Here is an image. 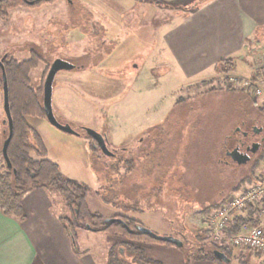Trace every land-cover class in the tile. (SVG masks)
Listing matches in <instances>:
<instances>
[{"label": "rangeland", "instance_id": "374dc122", "mask_svg": "<svg viewBox=\"0 0 264 264\" xmlns=\"http://www.w3.org/2000/svg\"><path fill=\"white\" fill-rule=\"evenodd\" d=\"M115 1L47 0L38 6L24 4L11 9L7 20L0 18V59L9 55L20 62L36 51L41 61L31 72L34 88L44 86L48 67L55 59L76 65L73 71L57 74L53 111L60 123L79 130L80 135L55 128L47 118L28 117L43 137L47 157L59 165L66 178L89 188L88 205L105 221L126 216L157 235L174 236L184 242L182 247L156 243L157 250L155 245L147 246V257L165 264H212L197 258L200 248L212 252L214 243L220 244L211 231L204 229L202 217L206 213L202 210L253 185L264 166L263 158L253 172L254 162L238 164L228 155L235 146L234 137L250 130L249 119L264 115L260 98L246 86L256 71L264 69V29L246 41L241 56L232 57L236 59V72L226 75L216 69L188 79L177 63L171 65L166 60L164 64L161 59L163 35L203 0H173L176 6L172 8L164 3ZM227 81L243 92L228 91ZM256 82L264 96V77ZM3 105L0 70V168L3 131L8 128ZM86 128L105 134L115 156L96 148ZM152 129H161L163 135L167 131L160 161L166 178L163 183L132 185L128 174L133 159L128 150L139 140H144V145L145 133L152 135L148 146L154 139L156 144L162 142L160 131L153 133ZM186 129L194 131L182 145L176 140L178 132ZM158 149L146 148L144 152V146L140 148L137 161L146 162L139 172L151 173L148 166L153 167ZM147 152L150 160L145 157ZM185 164L193 166L192 173L187 170V177L174 182L173 175L182 169L180 165L186 171ZM47 193L54 213L68 216L63 195L50 189ZM122 241L121 236L87 228H78L76 239L72 238L78 257L90 260L88 264H109L117 246L128 260ZM222 242L233 250L231 264H256L261 259L259 253Z\"/></svg>", "mask_w": 264, "mask_h": 264}, {"label": "crops", "instance_id": "0c3cea01", "mask_svg": "<svg viewBox=\"0 0 264 264\" xmlns=\"http://www.w3.org/2000/svg\"><path fill=\"white\" fill-rule=\"evenodd\" d=\"M263 29L264 0H211L198 10L190 12L165 32L161 59L165 60L164 64L167 63L166 60L171 65L177 63L188 79L202 77L210 71L213 72L220 60L241 56L246 41ZM39 120L44 122L42 119ZM161 129H152L155 131L151 132L156 133ZM193 131L186 129L181 133L178 132L176 141L183 145ZM149 134L143 135L144 145L139 140L140 143L134 144L128 150L133 159V169L128 174L131 176L132 185L163 183L162 180L166 178L165 170L161 171L164 165L160 161L165 147L163 136L166 139L167 131L164 135L160 131L162 142L158 141L156 144L154 139V143L150 146L148 139L151 140L152 135ZM141 145L144 146V152L146 148L151 151L160 148L158 156L153 159L155 161L153 167L148 166V170L151 171L149 175L146 171H138L141 164L146 162L144 159L137 161V153ZM149 156L150 152H147L145 155L147 160H150ZM180 166L183 169V165ZM185 167L186 171L179 169L177 173L175 172L174 181H178L179 178L184 179L188 173H192V165L190 168L189 164H185ZM146 168L145 166L144 169ZM22 206L24 213L22 220L6 216L0 210V264H88L91 262L78 257L79 250L72 242V233L62 221L63 216H57L52 210L47 189L39 188L26 194ZM239 216L250 218L248 211ZM154 245L149 243L140 246L145 249ZM155 247L157 250L158 247L156 245ZM260 258L259 261H255L256 264L263 263L262 256Z\"/></svg>", "mask_w": 264, "mask_h": 264}, {"label": "trees", "instance_id": "16d2710c", "mask_svg": "<svg viewBox=\"0 0 264 264\" xmlns=\"http://www.w3.org/2000/svg\"><path fill=\"white\" fill-rule=\"evenodd\" d=\"M45 1L38 2L37 6ZM210 1L203 0L201 4L189 10L185 17ZM24 4H27L24 0H4L0 2V18L7 20L11 9ZM40 61L41 56L34 50L31 51L27 60L19 62L9 55L4 60L9 86V103L13 118V136L8 148L12 166L8 167L3 158L2 168H0V210L6 216L22 220L24 219L22 206L24 196L35 189H50L65 198L69 215L62 218V221L71 231L74 239H76V230L78 228L86 229L87 226H91L93 231H103L123 238L121 244L128 250L127 254L130 260L127 261V258L121 256V253L117 251V246L110 256L109 264H164L158 259L147 257L144 247L136 244L135 241H144L150 244H173L158 241L150 235L140 233L139 227L142 224L129 217L117 215L114 219L118 220L110 223L105 221L99 213H93L88 205L89 188L84 184L66 178L61 174L59 165L47 157V147L42 135L28 121L30 116L46 118L41 99L43 87L34 88L31 82V72L39 65ZM216 69L221 74L234 73L238 69L236 59L232 57L222 59L216 64ZM262 76L264 77V69L255 72L251 78L250 91L254 90L253 85ZM226 89L230 92H243L232 87L229 81L226 82ZM180 101L181 99L178 100V102ZM253 104L256 105L254 101ZM5 133L3 131V138L6 140L9 135L8 128ZM263 158L264 151L253 164V172ZM219 205L220 203L208 206L202 210V213H209ZM248 213L250 218L235 217L234 225L229 231L230 234L236 233L245 224H258V221L254 218L256 211L248 207ZM199 236L198 239L201 238V235ZM215 250L225 253L232 259L233 250L228 245L214 243ZM214 251L205 252L203 248H200L197 258L199 261L208 260L212 264H226L215 256Z\"/></svg>", "mask_w": 264, "mask_h": 264}, {"label": "built area", "instance_id": "2783aa9c", "mask_svg": "<svg viewBox=\"0 0 264 264\" xmlns=\"http://www.w3.org/2000/svg\"><path fill=\"white\" fill-rule=\"evenodd\" d=\"M246 86L249 88L252 82L246 83ZM253 86L254 96L260 98V104L264 106L262 88L257 84ZM248 207L256 211L258 224H245L236 233L230 234L235 217L247 212ZM202 219L204 229L214 234L215 241L221 244L227 241L234 248L259 253L264 264V166L253 185L235 192L211 212L204 214Z\"/></svg>", "mask_w": 264, "mask_h": 264}, {"label": "water", "instance_id": "95a60500", "mask_svg": "<svg viewBox=\"0 0 264 264\" xmlns=\"http://www.w3.org/2000/svg\"><path fill=\"white\" fill-rule=\"evenodd\" d=\"M2 1L4 0H0V2ZM39 1H43V0H39ZM30 4H34V2H30ZM6 57L7 55L3 56L0 59V68L2 71V81H3V97H4L3 107H4V112L6 114V119L4 120V124L8 125L9 135H8V138L3 142L1 152H2V155H3V158L6 164L8 165V167H11L12 163L8 155V148H9V144L12 139V136H13V118H12L10 103H9L8 79H7L6 70L4 66V60L6 59ZM73 69H75V65L69 61H65L62 59H56L53 62V64L51 65L48 71L45 82H44L42 104H43L44 112L46 114V118L52 126H54L55 128L65 133L79 135V133L73 128H71V126L60 123L57 120L54 114V111H53V83H54V80L60 71H63V70L71 71ZM85 131L87 135L90 136L97 143V145L99 146V148L102 150V152L105 155L114 156V153L109 150L106 144V137L104 135L98 133L95 130L89 129V128H86ZM228 155L231 157L233 161H235L238 164H246L251 159V156L248 153L241 152L238 147L228 152ZM117 220L118 219H108L106 221L113 223ZM87 229H91V226H87ZM139 232L145 235H150L155 240L171 243L177 247H182L184 245V242L181 239H178L174 236L157 235L152 230L144 226L139 227ZM214 254L217 258L221 259L226 264H231V258L225 253L219 250H215Z\"/></svg>", "mask_w": 264, "mask_h": 264}, {"label": "flooded vegetation", "instance_id": "af4514ba", "mask_svg": "<svg viewBox=\"0 0 264 264\" xmlns=\"http://www.w3.org/2000/svg\"><path fill=\"white\" fill-rule=\"evenodd\" d=\"M28 5H32V6H37V3L38 2H41L39 0H24ZM45 1V0H43ZM69 3L72 2V0H67ZM135 3H138V4H143V5H147V4H157L158 3H164V5L166 7H175L176 5L174 4V2H172L173 0H171L170 3L168 2H165L164 0H133ZM30 2H34V4H30ZM46 2V1H45ZM117 3L120 2V0L118 1H115ZM183 6V5H181ZM104 44L103 41H101V44ZM107 50L108 47H101V50ZM57 59H61V58H57ZM56 60V59H55ZM54 60V61H55ZM64 60V59H62ZM66 61V60H65ZM53 64V63H52ZM51 64V65H52ZM51 67V66H50ZM50 67H48V71L50 69ZM75 69H76V65H75ZM74 70V69H73ZM71 70V71H73ZM64 71V70H63ZM66 71V70H65ZM61 72V71H60ZM47 76V75H46ZM46 79V78H45ZM45 82V80H44ZM43 97V96H42ZM260 119H264V115H260L259 116H256V117H253V118H250L249 120L251 121V127H250V130H246V131H241L239 132L238 134L241 135L239 138H237L238 136H235V140H234V144L235 146L233 147V150L235 148H239L241 152L243 153H248L250 156H251V159L249 162H256L257 161V157L259 156L260 152L261 151H264V125L263 123L260 121ZM264 121V120H263ZM262 123V124H261ZM261 125L260 128L257 127V125ZM74 129V128H73ZM75 130V129H74ZM77 131V130H76ZM80 135L81 132H79V130L77 131ZM86 133V131H85ZM87 135V133H86ZM106 137L105 134H102ZM88 136V135H87ZM230 137V136H229ZM88 138H91L90 136H88ZM231 139V138H230ZM91 140L93 141V144L96 148H99V146L97 145V143L91 138ZM142 143H144V140H141ZM106 144L109 148V142H108V139L106 137ZM230 152V151H229ZM115 156V154H114ZM230 157V156H229ZM231 159V157H230ZM180 179V178H179ZM179 179H177L179 181ZM175 182V181H174ZM130 260V259H128ZM127 260V261H128Z\"/></svg>", "mask_w": 264, "mask_h": 264}]
</instances>
